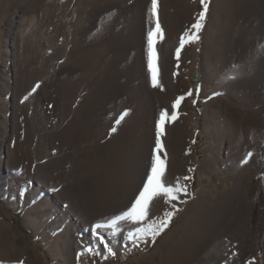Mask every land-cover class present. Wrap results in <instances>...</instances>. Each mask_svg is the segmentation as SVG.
Here are the masks:
<instances>
[{"label": "rangeland", "instance_id": "374dc122", "mask_svg": "<svg viewBox=\"0 0 264 264\" xmlns=\"http://www.w3.org/2000/svg\"><path fill=\"white\" fill-rule=\"evenodd\" d=\"M47 1L0 0V264H264L262 0H208L199 39L183 47L203 11L200 0H157L155 16L152 0H71L41 22ZM73 54L93 64H78ZM96 90L94 122L82 113L77 129L62 134L74 115L64 114L65 106L76 108ZM162 112L175 116L160 137L166 181L179 179L184 190L170 203L156 199L150 219L173 212L171 221L155 240H129L127 233L142 226L129 221L118 222L115 235L95 229L141 189ZM112 138L123 142L120 156L132 167L118 174L111 163L115 170H105L109 178L115 171L116 186L97 184L96 162L85 152ZM236 183L244 204L238 222L230 216ZM99 196L108 201L83 203ZM187 249L190 259L181 255Z\"/></svg>", "mask_w": 264, "mask_h": 264}, {"label": "snow or ice", "instance_id": "6c2138e0", "mask_svg": "<svg viewBox=\"0 0 264 264\" xmlns=\"http://www.w3.org/2000/svg\"><path fill=\"white\" fill-rule=\"evenodd\" d=\"M203 11L199 14V19L195 24L192 25V29L195 30L194 33L186 32L185 37H187V41L185 39L181 40V47H183L185 42H195L199 39V36L196 34L203 28V21L205 19V14L208 10V0H200ZM157 11V0H152V15L155 16ZM160 32V26L157 21L155 33ZM154 33L152 31L148 34V46H149V69L152 72V83L153 86H157L156 80V72H155V59L156 53L153 48ZM177 56H179V49H177ZM39 87V85H37ZM35 91V89H33ZM191 95V92L188 93ZM27 99V97H25ZM184 97H179L173 107H177ZM127 115V113H123L116 121L117 124L120 123V120ZM175 116H167L166 113H161L160 120L157 124V137H156V154L153 156L150 170L146 173V179L142 184L141 189L138 190V194L134 197L130 206L127 207L126 210H123L120 214L115 216L114 218L108 220L105 223H97L95 225V229H110L114 230L113 235L117 234L115 230H117L118 222L120 221H129L134 224L142 225L136 227L135 231H129L127 233V238L129 240L140 239L146 235H150L153 240L158 236L169 224L173 212H165L163 219L153 220L150 219V206L154 203V201L158 198H163L165 203H170L172 200L177 199V192L183 191V186L180 184L179 179H177L176 183L170 184L166 181V159L162 158L160 153L162 152V144L160 137L164 132V124L169 119H174ZM113 132L116 131L115 128L112 129ZM251 155V154H249ZM246 162V161H245ZM184 179H190L189 177H185ZM101 243H103V238L101 237ZM108 252L112 254V249L105 244ZM87 252H92L91 248L85 249Z\"/></svg>", "mask_w": 264, "mask_h": 264}, {"label": "bare ground", "instance_id": "6f19581e", "mask_svg": "<svg viewBox=\"0 0 264 264\" xmlns=\"http://www.w3.org/2000/svg\"><path fill=\"white\" fill-rule=\"evenodd\" d=\"M94 1V0H93ZM100 3V2H99ZM262 3H263V8H264V0H262ZM71 4V0H48L47 1V6H44V10H46L47 12H45L46 13V15L45 14H43V15H45V17H43V19L41 18V22H44V21H42V20H46L47 22H49V21H52L54 18H55V16L60 12V11H63L64 9H66L69 5ZM87 5V4H86ZM85 6V5H84ZM139 7V6H138ZM255 12H257V15H258V17L259 16H261V13H260V11L259 10H257L256 9V11ZM254 13V12H253ZM263 13H264V10H263ZM262 13V14H263ZM78 14H80V13H78ZM255 14V13H254ZM42 16V15H41ZM133 16H134V14H133ZM30 17V16H29ZM36 18V17H35ZM45 18V19H44ZM82 18V17H81ZM135 18V17H134ZM80 19V18H79ZM134 20V19H133ZM261 25H264V15H263V17L261 16ZM78 21V20H77ZM77 23V22H76ZM75 23V24H76ZM80 23H82V22H80ZM44 24V23H43ZM126 28V27H125ZM139 30H140V28H139ZM44 31V30H43ZM54 31V30H53ZM56 31L57 30H55V32H53V35H55L56 34ZM127 31V30H126ZM43 33V32H42ZM118 33V32H117ZM44 34V33H43ZM75 34V33H74ZM50 35V34H49ZM36 36V35H35ZM45 36H47V35H45ZM107 36V35H106ZM159 36V35H158ZM26 37V36H25ZM33 37H34V35H33ZM32 37V38H33ZM41 37V36H40ZM43 37V36H42ZM48 38V37H47ZM113 38V37H112ZM115 39V38H114ZM128 39V38H127ZM119 40V39H118ZM122 40V39H121ZM25 41V40H24ZM137 42V41H136ZM135 42V43H136ZM28 43V42H27ZM98 43V42H97ZM38 44V43H37ZM137 44H138V42H137ZM39 45V44H38ZM37 45V46H38ZM92 46V45H91ZM90 46V47H91ZM31 47H33V46H31ZM35 48H36V46H34ZM33 47V48H34ZM79 47V46H78ZM98 47V46H97ZM101 47V46H100ZM75 48V47H74ZM77 48V47H76ZM89 48V47H88ZM103 48V47H102ZM28 49V48H27ZM30 49H32V48H30ZM78 49V48H77ZM81 49H83V48H81ZM100 49V48H99ZM139 49V48H138ZM87 50H91V49H87ZM74 51V50H73ZM77 50H75V53H78V51L76 52ZM80 51V50H79ZM81 52V57H83V53L82 52H85V51H80ZM90 52V51H89ZM89 52H87V53H89ZM103 52V51H102ZM74 53V52H73ZM86 53V52H85ZM92 53V52H91ZM72 54V53H71ZM95 54V53H94ZM93 54V55H94ZM97 54V53H96ZM96 54L94 55V58H96ZM79 55V54H78ZM101 55H104V54H101ZM32 56V55H31ZM84 56L86 57H88V55H86V54H84ZM98 56V55H97ZM34 57V56H33ZM73 60L75 59V57H76V59L75 60H77L78 62H76V63H78V64H80V63H82V62H85L84 64L86 65V66H88L89 64L91 65V64H93V63H89L88 61H87V59H85V58H80L79 56H77V54L75 55V54H73ZM92 57V56H91ZM90 57V58H91ZM99 57V56H98ZM98 57H97V59H98ZM24 58V57H23ZM93 58V57H92ZM91 58V59H92ZM91 59H89V61L91 60ZM100 59V58H99ZM23 60V59H22ZM93 60V59H92ZM90 61V62H94V60L93 61ZM69 61V60H68ZM72 61V60H71ZM96 61V60H95ZM261 61V60H260ZM137 64V63H136ZM72 65V64H71ZM74 65H76V64H74ZM82 66V65H81ZM83 67V66H82ZM122 67V66H121ZM79 68V67H78ZM93 68V67H92ZM118 68V67H117ZM136 68V67H135ZM139 68V67H138ZM84 69V68H83ZM116 69V68H115ZM113 70V69H112ZM126 70V69H125ZM121 71V70H120ZM139 71V70H138ZM126 72V71H125ZM136 72V71H135ZM111 74V73H110ZM133 74V73H132ZM126 76V75H125ZM128 76V75H127ZM131 76V75H130ZM122 77V76H121ZM82 79V78H81ZM118 79V78H117ZM107 80V79H106ZM112 82V81H111ZM118 82V81H117ZM121 84V83H120ZM68 85V84H67ZM76 85V84H75ZM73 86V85H72ZM101 88V87H100ZM66 89H67V87H66ZM95 89H97L98 90V88H96L95 87ZM65 90V89H64ZM63 90V91H64ZM68 90V89H67ZM74 90V89H73ZM93 91L94 93H92V92H89L88 93V96H87V99H84L83 101H81V103L79 104V105H77L76 106V108H73V109H71L70 110V106H65V109H64V114H66L67 113V115L69 114L67 111H69V112H71V111H74L73 112V116H71L70 115V117H69V120L67 121V122H65L64 121V123H63V127L61 128V133L62 134H65V135H67V133H71V131L75 128V129H77L76 127H77V123H79L78 122V118L81 116V114L82 113H84L85 115H86V117H87V119L90 121V122H94V118H93V116H95L96 115V111H97V109H95V108H98V111H99V109H100V105H97V104H94V106H93V103L91 102V101H94L95 100V98L97 97V96H95L96 94H97V92H99V91ZM101 91V90H100ZM70 92V91H69ZM72 92V91H71ZM75 92V91H74ZM100 93V92H99ZM71 94V93H70ZM68 95V94H67ZM84 95V94H83ZM97 99V98H96ZM92 103V106H91V103ZM68 104V103H67ZM87 104H89V105H87ZM95 105H97V106H95ZM66 112V113H65ZM91 115H89V114ZM99 113V112H98ZM97 113V114H98ZM83 115V114H82ZM84 115V116H85ZM84 116L82 117V118H84ZM81 118V119H82ZM128 124V123H127ZM123 126V125H122ZM133 129V128H132ZM61 135V134H60ZM72 136V135H71ZM68 138V137H67ZM70 138V137H69ZM114 138H112V139H109L106 143H104V145H102V146H98V147H93L92 149H89V150H87L85 153H87V155H88V158H87V160L90 162V160L92 161V160H94L95 162H96V164H95V167H94V171H93V179L97 182V184H100V182H102V183H106V181L110 184L109 186H114V184H115V186H116V183H117V180L115 181V179L112 177V176H116V175H113V172H115V171H113L111 174H112V176L110 177V178H113L112 180L108 177V173H106V170H105V168L106 169H109L111 166H112V169H113V165H111L110 167H109V165L112 163V164H116V169H117V171L116 172H118L119 171V169L121 168V167H124V168H126V169H128V168H130V170H131V167H132V161H127L123 156H120L121 154H123V151H122V147H123V142L122 141H119V142H116V141H114L113 140ZM247 143L249 144L250 143V141H249V139L247 140ZM251 145V144H250ZM114 151V152H113ZM239 151V150H238ZM237 151V152H238ZM124 152H126V151H124ZM132 153V152H131ZM236 153V152H235ZM129 154H130V152H129ZM133 155V154H132ZM104 156V157H103ZM252 158L253 159H255V154L253 153V156H252ZM113 159H114V161H113ZM133 160H134V158H133ZM128 163H127V162ZM118 162V163H117ZM210 162H211V164L212 165H215V158L212 156L211 157V159H210ZM88 164V163H87ZM115 164H114V166H115ZM133 165H134V163H133ZM138 169V168H137ZM113 170H115V169H113ZM136 170V169H135ZM139 171V170H138ZM90 174H91V172H90ZM115 174V173H114ZM118 174H119V172H118ZM141 174V173H140ZM139 174V175H140ZM244 178L247 176V172H246V170H243L242 169V174H241ZM135 176V175H134ZM136 176H138V175H136ZM241 177V176H240ZM138 178H140V176H138ZM88 180V179H87ZM119 180V179H118ZM94 181V182H95ZM122 181V180H121ZM140 181V180H139ZM93 182V181H92ZM95 182V183H96ZM115 182V183H114ZM94 183V184H95ZM132 183H134V182H132ZM137 184V183H136ZM130 185V184H129ZM136 186V185H135ZM134 186V187H135ZM133 187V188H134ZM133 188H132V191H133ZM241 183H236L235 185H234V187H233V193H234V201L232 202V206H233V208H232V211H231V215L230 216H232V219L236 222H238L239 220H241V218H242V216H243V214H244V204H243V199H242V197H241ZM205 192V189L203 190V192L202 193H204ZM80 193H81V191H80ZM78 194V193H77ZM130 191H128L127 192V195L128 196H130ZM111 195V194H110ZM201 195H203V194H201ZM105 196V195H104ZM104 196H102V197H97L96 198V201H99V202H93V201H85V202H83V203H85L86 205L85 206H87L88 208H91L92 206H97L98 204H100V202H102V203H104L105 201H108ZM127 198V197H126ZM232 198V197H231ZM98 203V204H97ZM96 204V205H95ZM83 205V204H82ZM78 206H80V205H78ZM83 207V206H82ZM81 207V209H83ZM79 208V207H78ZM85 208V207H84ZM97 207H95L94 209H96ZM90 210V209H89ZM85 211V210H84ZM228 219V218H227ZM231 221V220H230ZM125 222V221H124ZM232 223H233V221H232ZM237 224V223H236ZM233 224H229L228 226H229V228H230V226H232ZM197 226V225H196ZM223 227V226H222ZM227 227V226H226ZM232 228V227H231ZM227 232V231H226ZM201 235V234H200ZM198 239V238H197ZM184 250V249H183ZM192 251L193 250H190V249H187V250H185V251H182L181 253V255H182V257H184V259H190V258H192L191 256H192ZM194 254V253H193Z\"/></svg>", "mask_w": 264, "mask_h": 264}, {"label": "trees", "instance_id": "16d2710c", "mask_svg": "<svg viewBox=\"0 0 264 264\" xmlns=\"http://www.w3.org/2000/svg\"><path fill=\"white\" fill-rule=\"evenodd\" d=\"M263 146H264V142H263Z\"/></svg>", "mask_w": 264, "mask_h": 264}]
</instances>
